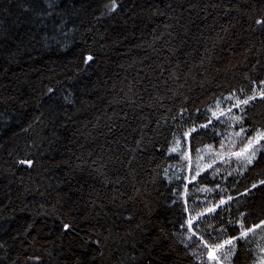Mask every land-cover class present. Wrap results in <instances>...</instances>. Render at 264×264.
I'll return each mask as SVG.
<instances>
[{"label": "trees", "instance_id": "trees-1", "mask_svg": "<svg viewBox=\"0 0 264 264\" xmlns=\"http://www.w3.org/2000/svg\"><path fill=\"white\" fill-rule=\"evenodd\" d=\"M257 19L264 0H0V264H262L264 226L232 239L264 221Z\"/></svg>", "mask_w": 264, "mask_h": 264}, {"label": "snow or ice", "instance_id": "snow-or-ice-1", "mask_svg": "<svg viewBox=\"0 0 264 264\" xmlns=\"http://www.w3.org/2000/svg\"><path fill=\"white\" fill-rule=\"evenodd\" d=\"M255 23H256V25H259L261 28H264V19H257L255 21ZM86 59L88 61H91L93 59V57L89 55ZM49 91L51 92V89ZM261 96H262V98H264V92L261 93ZM254 98L255 97H248L247 99H243V100L237 98L236 106L239 107L241 104L247 105L249 103V100L254 99ZM230 110L231 109H229V111ZM213 115L215 116V113H213ZM201 127H207V125L206 124L205 125H201ZM195 131H196V129L193 128V129H191V131L189 133H185V136H189V135H191V132H195ZM241 131H243V129H241ZM261 141H264V132H257L255 137H252V138L249 139L247 147L244 150V151L248 152V155L245 157L246 162L248 164L253 163V160L256 157V152L259 150L257 148H254L253 145L254 144H260ZM262 147H264V146H262ZM173 150H175V149H173ZM249 150H251V151H249ZM243 154H244V152L235 153V155L238 156V157L243 155ZM19 163L21 165L27 164L28 167H31L32 164H33V161H31V160H28V161L21 160ZM197 174H199V173H197ZM261 184L264 185V181H261ZM252 187L256 188L257 185L253 184ZM221 203L223 204L224 201H221ZM208 211L212 212V211H214V209L209 208ZM189 226H191V221H189ZM262 226H264V221H261L259 224H256V225H253L252 227H247V228H245V226L243 224H241V229L242 230L240 232V236L239 237H233L232 239H245V238L248 237L250 232H254L256 228H259V227H262ZM63 227L67 231L70 226L68 224H64ZM232 239L226 240L224 242V244H232ZM224 244H217L215 246V248H213L209 252V259H215V257L213 256V252L215 251L216 248L223 247ZM206 247H207V245H206ZM262 264H264V262H262Z\"/></svg>", "mask_w": 264, "mask_h": 264}, {"label": "rangeland", "instance_id": "rangeland-1", "mask_svg": "<svg viewBox=\"0 0 264 264\" xmlns=\"http://www.w3.org/2000/svg\"><path fill=\"white\" fill-rule=\"evenodd\" d=\"M227 245H228V244H224L223 247H221V248H216L215 251L213 252V256H214L215 258H218V257H219L218 254H219V253H224V252H225Z\"/></svg>", "mask_w": 264, "mask_h": 264}]
</instances>
